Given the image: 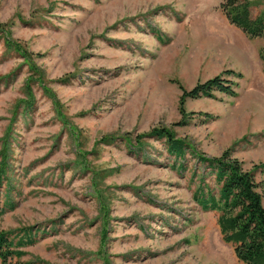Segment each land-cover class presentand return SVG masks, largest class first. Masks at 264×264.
<instances>
[{"label":"rangeland","instance_id":"374dc122","mask_svg":"<svg viewBox=\"0 0 264 264\" xmlns=\"http://www.w3.org/2000/svg\"><path fill=\"white\" fill-rule=\"evenodd\" d=\"M221 1L0 0V202H16L0 229L36 231L23 260L245 264L191 196L203 163L186 152L174 168L147 135L164 126L196 153L226 151L264 190V27L237 49ZM248 2L264 24V0ZM224 70L234 94L180 103Z\"/></svg>","mask_w":264,"mask_h":264},{"label":"trees","instance_id":"16d2710c","mask_svg":"<svg viewBox=\"0 0 264 264\" xmlns=\"http://www.w3.org/2000/svg\"><path fill=\"white\" fill-rule=\"evenodd\" d=\"M248 0L221 1L219 6L228 21L239 27L248 37H257L263 32V17L250 15ZM159 39H162L157 34ZM7 47L15 48L14 41L7 39ZM18 49V48H17ZM263 61L264 52L260 51ZM224 70L204 81L196 82L190 89H182L180 103L183 97H212L213 90L226 94H234L231 88L232 80L228 79ZM238 74V73H237ZM240 75V74H238ZM154 139H161L166 153L171 157L172 167L181 169L185 166V153H193L196 159L203 163V172L199 174L191 196L202 210L217 212L216 223L224 242L230 243L234 255L245 264H264V190L260 188L261 182L254 178L253 171L242 167V163L223 151L218 156H204L194 152V149L183 137L174 136L166 127H153L147 132ZM6 133L1 141L0 148V184L6 177L8 167ZM136 146L140 140L136 138ZM178 159V160H177ZM261 166H264V162ZM181 172V171H180ZM192 173V178L194 177ZM212 176L213 186L205 180V176ZM11 198L0 202V215L6 209H12L16 204ZM36 241V231L31 226L16 230L0 229V264H30L23 260L26 250L22 247Z\"/></svg>","mask_w":264,"mask_h":264},{"label":"crops","instance_id":"0c3cea01","mask_svg":"<svg viewBox=\"0 0 264 264\" xmlns=\"http://www.w3.org/2000/svg\"><path fill=\"white\" fill-rule=\"evenodd\" d=\"M231 24L232 23L228 24L225 28L227 29V31L229 33L232 32V41H233V44H231V45H235L237 47V49H239V47H238V45L236 43V40H239V41L247 44L248 40H243L242 37H241V36H243V37L247 38L246 37L247 35L239 27H237L234 24H232V25ZM230 37H231V35H229V38ZM251 38H256V37H251ZM238 54H239V52H238Z\"/></svg>","mask_w":264,"mask_h":264}]
</instances>
